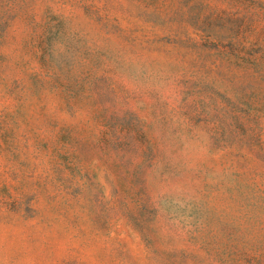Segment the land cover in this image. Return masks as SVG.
Instances as JSON below:
<instances>
[{
	"label": "rangeland",
	"instance_id": "374dc122",
	"mask_svg": "<svg viewBox=\"0 0 264 264\" xmlns=\"http://www.w3.org/2000/svg\"><path fill=\"white\" fill-rule=\"evenodd\" d=\"M0 264H264V0H0Z\"/></svg>",
	"mask_w": 264,
	"mask_h": 264
}]
</instances>
